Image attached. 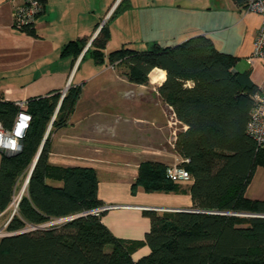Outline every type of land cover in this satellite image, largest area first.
<instances>
[{
  "label": "trees",
  "instance_id": "obj_1",
  "mask_svg": "<svg viewBox=\"0 0 264 264\" xmlns=\"http://www.w3.org/2000/svg\"><path fill=\"white\" fill-rule=\"evenodd\" d=\"M32 26L22 30L33 34ZM103 30L84 51L98 60L103 59ZM86 40L67 42L62 53L76 56ZM107 60L125 66L127 78L137 84H146L155 67L165 71L158 90L186 125L176 132L173 145L183 158L179 165L191 175L192 210L148 211L150 227L143 239L115 237L101 222L102 212H89L102 205L95 170L48 162L50 134L66 124L80 88L69 86L61 100L60 92L29 98L22 107L0 98L5 128L13 126L19 111L30 115L20 150L0 154V210L28 177L4 227L8 233L0 236V264H264V199L245 196L256 168L264 167V146L246 130L258 89L249 72L233 70L234 56L217 50L204 35L143 51L121 46L108 53ZM166 168L158 161L140 163L133 187L176 190L179 182L166 176ZM62 217L72 218L40 226ZM144 244L149 252L133 259L132 253Z\"/></svg>",
  "mask_w": 264,
  "mask_h": 264
},
{
  "label": "crops",
  "instance_id": "obj_2",
  "mask_svg": "<svg viewBox=\"0 0 264 264\" xmlns=\"http://www.w3.org/2000/svg\"><path fill=\"white\" fill-rule=\"evenodd\" d=\"M109 1L41 0L43 10L31 27L33 34H29L11 25L13 3L0 0V98L27 102L29 98L53 92L65 93L71 85L80 88L66 124L51 134L48 162L93 168L97 197L102 205L109 206L101 213V222L117 238L141 240L150 227L148 211L192 208L191 181L179 182L173 191L133 187L140 163L151 160L169 166L183 160L173 144L176 132L186 125L172 115L171 106L160 96L158 87L165 79L163 69L153 68L148 82L138 84L146 90L139 98L131 90L137 83L118 72L116 64L105 62L103 66L104 57L98 60L84 52V46H90L101 20L117 0H111L106 9ZM164 3L168 12L179 10L176 17H169L168 28L176 33L175 44L195 35L210 38L214 46V40H220L221 48H215L234 56L233 70L248 71L252 82L261 83L264 62L258 59L250 65L246 61L262 21L258 13L234 0H166ZM183 8L201 16L205 11L221 13L212 18L214 26L204 28L202 19L198 21L195 15L181 13ZM83 37L87 40L76 56L72 51L62 53L67 42ZM255 173L256 170L245 196L264 199V172L258 188L250 192ZM48 181L52 185L61 184ZM10 211V204L0 210V229ZM148 252L144 244L132 257L136 260Z\"/></svg>",
  "mask_w": 264,
  "mask_h": 264
},
{
  "label": "rangeland",
  "instance_id": "obj_3",
  "mask_svg": "<svg viewBox=\"0 0 264 264\" xmlns=\"http://www.w3.org/2000/svg\"><path fill=\"white\" fill-rule=\"evenodd\" d=\"M110 2L111 0L107 3L106 9L109 7ZM164 2H166V0H117L114 3L112 10L101 20L100 25V28L103 27L104 29L101 37L105 38L104 45L101 48L104 57V61L101 62L103 66H105V62H108V53L121 46L132 48L137 51H143L151 49L154 44L159 47H167L173 46L176 43L174 38L176 33H173V29L168 27H170L169 17H176L179 10L170 9L168 12L167 6L164 5ZM181 13L185 15H195L198 21L202 19L204 28H210L214 26L212 18L219 15L221 12L217 11L216 13H210L205 11L203 16H201V14L195 11L183 8ZM39 15L40 13L37 16ZM214 43L216 48H221L222 43L220 40H214ZM87 57L88 56H86V58ZM257 60L258 59H256V61ZM241 64L248 68V65L245 64V62H242ZM117 71L126 73L127 69L123 65H118ZM131 90L135 91L139 98L141 92H146V90L141 89L138 84L136 87L132 86ZM262 172H264V168L258 167L256 169V178L252 181L250 192L258 188V180ZM23 185L24 182L21 180L18 183L16 194L21 191Z\"/></svg>",
  "mask_w": 264,
  "mask_h": 264
},
{
  "label": "built area",
  "instance_id": "obj_4",
  "mask_svg": "<svg viewBox=\"0 0 264 264\" xmlns=\"http://www.w3.org/2000/svg\"><path fill=\"white\" fill-rule=\"evenodd\" d=\"M13 3L12 22L11 25L17 29L32 26L39 13L43 10L41 0H8ZM246 7L252 12L258 13L261 18V24L257 30L256 36L252 43L250 54L246 57L248 64L252 65L256 59L264 62V0H247ZM85 46L84 50H86ZM64 92L61 94V97ZM254 104L250 110L249 119L247 122L246 130L248 134L255 140L258 146H264V79L258 85L257 91L253 95ZM19 106H24V101H14ZM174 116V114H172ZM30 115L26 111H19L13 126L8 129L5 128L0 121V153L6 155L13 154L20 150V139L28 126ZM166 176L175 182H190L191 175L186 168L178 164L169 165L166 168ZM26 179L24 181L21 191L13 196L10 203V215L4 222L3 227L0 229V236L7 234L4 227L6 226L11 215L16 211L21 194L24 191ZM109 206L101 205L89 212L99 215ZM71 217H62L53 221L44 223L40 226H46L51 223L66 220ZM34 226H29L28 229Z\"/></svg>",
  "mask_w": 264,
  "mask_h": 264
},
{
  "label": "water",
  "instance_id": "obj_5",
  "mask_svg": "<svg viewBox=\"0 0 264 264\" xmlns=\"http://www.w3.org/2000/svg\"><path fill=\"white\" fill-rule=\"evenodd\" d=\"M61 98H62V97H60V100H61ZM60 100H59L58 105H57V107H56L55 113H54V115L52 116V119H51V121H50V123H49V125H48V127H47V130H46V132H45V135H44V138H43L42 143L44 142V140L46 139V137H47V135H48V133H49V130H50V128H51V123H52V121H53V119H54V117H55V114H56L57 110H58V107H59V104H60ZM38 152H39V151H38ZM37 155H38V153L36 154V156H35V158H34V160H33V162H32V166H31V169H30V171H29V174H30V172H31V170H32V167H33L35 161H36ZM29 174H28V176H29ZM27 179H28V177L26 178V183H27ZM183 210H188V211H190V210H192V209H183ZM71 218H72V217H71Z\"/></svg>",
  "mask_w": 264,
  "mask_h": 264
},
{
  "label": "bare ground",
  "instance_id": "obj_6",
  "mask_svg": "<svg viewBox=\"0 0 264 264\" xmlns=\"http://www.w3.org/2000/svg\"><path fill=\"white\" fill-rule=\"evenodd\" d=\"M164 74H162V77H163ZM161 77V76H160Z\"/></svg>",
  "mask_w": 264,
  "mask_h": 264
}]
</instances>
